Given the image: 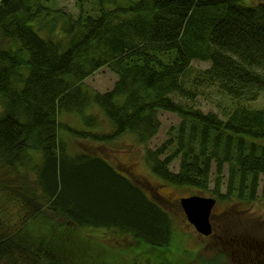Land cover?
<instances>
[{
  "label": "trees",
  "instance_id": "1",
  "mask_svg": "<svg viewBox=\"0 0 264 264\" xmlns=\"http://www.w3.org/2000/svg\"><path fill=\"white\" fill-rule=\"evenodd\" d=\"M53 1L0 0V31L12 42L0 46V264H104L91 257L97 242L74 254L46 240L59 221L88 238L102 229L155 247L173 241L176 223L141 183L102 155L71 151L62 129L100 146L133 133L170 184L208 191L215 165L224 199L229 167L227 196L264 198V107L248 104L264 95V0H92L95 12L79 3L76 16ZM103 67L116 74L113 87H87ZM213 87L246 104L203 111L198 98ZM93 106L105 129L87 114ZM163 112L181 119L152 148ZM63 114L81 115L86 128L61 123Z\"/></svg>",
  "mask_w": 264,
  "mask_h": 264
},
{
  "label": "rangeland",
  "instance_id": "2",
  "mask_svg": "<svg viewBox=\"0 0 264 264\" xmlns=\"http://www.w3.org/2000/svg\"><path fill=\"white\" fill-rule=\"evenodd\" d=\"M262 1L249 0V3L258 4ZM79 3L82 4V7H85L84 9L95 12L96 4L92 0H54L52 4L66 13H72L76 16L80 11ZM6 45L10 46L12 42L6 39L0 31V46L4 47ZM193 65L194 68L204 69L209 66V63L194 61ZM116 80V74L108 67H103L87 78L84 84L87 87L104 92L111 89ZM237 103L246 104L245 101H233L222 96L216 87L205 89L197 101V105L203 111L213 110L221 114L230 112L232 108L238 105ZM248 104L253 108H263L264 95L255 102ZM95 107L93 106L87 114H97L101 125L97 129L102 130L104 127L106 128V119H102V115L98 113ZM2 111L3 106L0 99V115ZM79 116L81 119L77 118L75 114H63L59 120L63 124H70L73 128H86L82 116ZM180 119L174 113L163 112L160 115L161 126L159 131L149 146L156 148L165 142L169 137V132L174 130L173 127L180 122ZM80 120L83 124L80 123ZM65 132L62 129L59 134L66 143H69L67 147L71 151L75 153L85 150L92 155H102L120 168L121 174L126 176L129 174L134 180L141 183L142 188L151 199L150 190H152L155 196L154 199L167 210L176 223L174 225V238L171 245L167 247H155L130 238L128 235L115 232L103 235L107 230L102 229L96 230L92 234L94 237L88 238L85 236L87 233L83 232V235L77 226L71 227L63 221H59L60 231L58 227L45 230L46 240L54 238V240L59 241L60 239L63 244L62 248H65L68 253L70 251H73V253L74 251L80 252L84 247L87 248L85 244L97 242L96 256L91 255V257L98 259V263L104 262V264H200L201 259L211 260L217 258V264H251L245 263L241 259V251L235 250L236 247H231L229 238L233 236L236 239L238 250L241 247H249L247 250L249 249L252 252L254 264H259V260L264 258V198L258 196L256 201L241 202L232 195L227 196L229 167L221 172L220 194L224 195V199H221L214 192L217 177L215 165L211 170L210 190L204 191L196 187L177 186L164 181L152 172L151 167L144 159L145 146L138 142L137 136L133 133H125L119 136L114 142H111V145L100 146L97 144L98 141L74 138L75 136L72 137L71 134L67 133L65 135ZM70 150L67 152H71ZM179 165L180 158L177 157L170 163L169 168L177 172ZM111 189L117 190L114 185H111ZM194 195L216 199L217 202L211 219L213 218L214 230L218 238L213 235H201L188 221L180 205V199ZM90 247L94 249V246ZM233 251H235L234 258L231 257ZM214 253L220 254V257L214 255ZM219 258L222 259L221 262ZM84 264H88V262Z\"/></svg>",
  "mask_w": 264,
  "mask_h": 264
},
{
  "label": "water",
  "instance_id": "3",
  "mask_svg": "<svg viewBox=\"0 0 264 264\" xmlns=\"http://www.w3.org/2000/svg\"><path fill=\"white\" fill-rule=\"evenodd\" d=\"M216 199L204 196H189L181 198V207L188 221L202 235L209 236L213 233L211 216L216 205Z\"/></svg>",
  "mask_w": 264,
  "mask_h": 264
},
{
  "label": "flooded vegetation",
  "instance_id": "4",
  "mask_svg": "<svg viewBox=\"0 0 264 264\" xmlns=\"http://www.w3.org/2000/svg\"><path fill=\"white\" fill-rule=\"evenodd\" d=\"M212 220V226H213V236L216 238H218V235L215 233V230H214V225H213V218L211 219ZM229 242H230V245H231V247H236V249L235 250H237V251H241V254H242V257H241V259L242 260H244V262L245 263H251V264H254V260H253V256H252V252L248 249L247 250V248H249V247H247L246 246V248H240V250H238V245H236V239H235V237H230L229 238ZM235 251H233V253H232V258H234V255H235V253H234ZM257 255H259V254H257ZM240 257V256H239ZM259 264H264V258L262 259V260H259Z\"/></svg>",
  "mask_w": 264,
  "mask_h": 264
},
{
  "label": "bare ground",
  "instance_id": "5",
  "mask_svg": "<svg viewBox=\"0 0 264 264\" xmlns=\"http://www.w3.org/2000/svg\"><path fill=\"white\" fill-rule=\"evenodd\" d=\"M264 143V141H262Z\"/></svg>",
  "mask_w": 264,
  "mask_h": 264
}]
</instances>
